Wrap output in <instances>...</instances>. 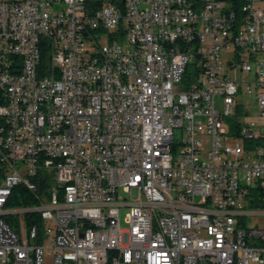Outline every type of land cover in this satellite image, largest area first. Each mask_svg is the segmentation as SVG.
Here are the masks:
<instances>
[{"label":"built area","instance_id":"obj_1","mask_svg":"<svg viewBox=\"0 0 264 264\" xmlns=\"http://www.w3.org/2000/svg\"><path fill=\"white\" fill-rule=\"evenodd\" d=\"M0 264H264V0H0Z\"/></svg>","mask_w":264,"mask_h":264},{"label":"trees","instance_id":"obj_2","mask_svg":"<svg viewBox=\"0 0 264 264\" xmlns=\"http://www.w3.org/2000/svg\"><path fill=\"white\" fill-rule=\"evenodd\" d=\"M100 1V0H99ZM36 203V201L33 199V197L28 193V191L22 186L18 185L16 186L12 194L10 196V199L7 203V206H24V205H32ZM26 218L29 222H40V218L37 214H28L26 215ZM5 220L13 227L16 225L15 218L11 216H5ZM40 225V223H39Z\"/></svg>","mask_w":264,"mask_h":264},{"label":"rangeland","instance_id":"obj_3","mask_svg":"<svg viewBox=\"0 0 264 264\" xmlns=\"http://www.w3.org/2000/svg\"><path fill=\"white\" fill-rule=\"evenodd\" d=\"M250 98H251V96H249V94H248V95H244V98H243V99H244V102H245V103H248V102L250 103V104H249V105H250L249 110H250V112L252 113V115H254V114L256 113V108H255L254 105H252V102L250 101ZM124 196H127L129 199L136 198V197H137V192H136V190H134V191L131 193V196H130L129 194L122 195V197H124ZM127 211H128V208H121V209H120L119 218H120V220H121V225H122V227H125V226H126V224H125V222H124V217H125ZM257 218H260V217H257ZM46 261L49 262V257L46 258Z\"/></svg>","mask_w":264,"mask_h":264}]
</instances>
